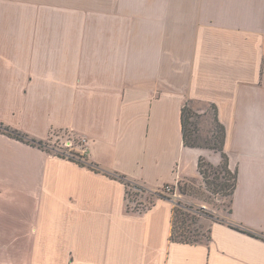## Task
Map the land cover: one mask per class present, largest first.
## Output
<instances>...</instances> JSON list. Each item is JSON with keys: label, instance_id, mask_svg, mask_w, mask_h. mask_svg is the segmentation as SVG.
<instances>
[{"label": "crops", "instance_id": "1", "mask_svg": "<svg viewBox=\"0 0 264 264\" xmlns=\"http://www.w3.org/2000/svg\"><path fill=\"white\" fill-rule=\"evenodd\" d=\"M186 105L216 107L238 177L199 244L105 174L159 190L219 166L185 146ZM0 123L86 137L102 169L0 133V264H264V0H0Z\"/></svg>", "mask_w": 264, "mask_h": 264}, {"label": "rangeland", "instance_id": "2", "mask_svg": "<svg viewBox=\"0 0 264 264\" xmlns=\"http://www.w3.org/2000/svg\"><path fill=\"white\" fill-rule=\"evenodd\" d=\"M24 1V0H23ZM195 115H193L190 119L189 124L187 125V133L191 143L206 145L207 141L213 143L216 141L213 139L214 133H217L216 122H215V110L212 107H208L207 114H201L195 110H192ZM211 122L212 127H214V131L209 130V123ZM213 132V133H212ZM32 138V137H31ZM34 139V138H33ZM68 139H73L76 141L77 146L79 145V141L81 139H86L83 137L76 138L71 136L69 133L65 134L64 140L61 138H53L46 142L45 147L39 148L36 147L48 155L58 157L60 159L72 161L71 157H69V148L65 146V142ZM87 140V139H86ZM88 143V140H87ZM75 146L74 151L80 152L78 149L79 147ZM58 148V151H55V148ZM89 148V146H87ZM82 151V150H81ZM73 159L72 162L77 163L81 167H85L90 169L95 168L99 171L95 172H102L101 167L92 162L90 158L75 160ZM92 170V169H90ZM94 171V170H93ZM207 171V178H203L198 183L197 181H180L181 192L183 195V204L185 206H191L196 209H199V213L191 212L189 217L190 220L187 223L188 225L182 229L180 228V224H178L176 230L178 232L177 235L183 230L187 237H192L198 235V238L203 239L204 241L207 240L209 234V222L211 219L218 218L220 220L219 213L225 211L226 213L229 212L230 207V193L231 188L230 186L234 182V174L233 172H227L225 169H209ZM107 176L110 178L114 173L105 172ZM120 175V174H118ZM115 179V178H114ZM118 180V179H116ZM126 185V197L128 199V206L131 205L132 208H143L146 209L155 202L157 199H165L168 200L165 195L161 193L162 189L159 190H149L145 186H140L139 184L133 183L132 186L128 183V181H122ZM127 183L129 185H127ZM209 183V184H208ZM179 185V184H178ZM165 197V198H163ZM205 207L206 209H203ZM207 212L203 214L202 211ZM223 212V213H225ZM201 214V215H200ZM196 232V233H195Z\"/></svg>", "mask_w": 264, "mask_h": 264}, {"label": "trees", "instance_id": "3", "mask_svg": "<svg viewBox=\"0 0 264 264\" xmlns=\"http://www.w3.org/2000/svg\"><path fill=\"white\" fill-rule=\"evenodd\" d=\"M213 109L215 110V122H216V126H217L216 128H217V130L219 129V131L217 133H214V136H213V139H215L216 141H214L213 143L207 141L205 143L206 144L205 146L200 145V144H194V143L190 142L189 137H188L189 135L187 133V125L189 124L191 117L195 114L193 113L192 109L187 105L182 110L185 146L191 147V148H196V147L208 148L210 150H214L215 152L220 153L222 158H223V162L219 166H214V165L210 164L209 162H207L204 158H200L199 163H198L199 172H200L201 176H203V178H207V179H208V177H207V171L206 170H208V168L214 169V170L222 168V169H225L229 173L232 172L229 169L228 155L224 152V145H225V139H226L225 127L219 122L218 117L216 116V113H217L216 107L214 106ZM0 133L7 135L13 139L22 141L26 144L36 146L39 148L45 147V145H46V142L33 139L29 135L24 134L23 132H21L17 129H13L9 126H5L3 123H0ZM71 160L73 161V159H71ZM75 162H77V161H75ZM90 169H92L94 171L95 170L99 171V170L95 169L94 167L93 168L90 167ZM233 174H234V182L230 186L231 198L235 192V189L237 187V181H238L237 173L233 172ZM112 177L115 179H118V180L128 181L129 184L131 183L130 186H132L131 181L127 180V178L122 176V175H118V173L112 174ZM128 183H127V185H129ZM181 188L182 187L180 186V183H179L180 192H181ZM163 198H165V197H163ZM230 201H231V199H230ZM135 209L142 210L143 208H135ZM191 212L199 213V209H196V208L191 207V206H185L182 202H180L179 204L174 206L173 218H172L173 229H172V237H171L173 242L184 243V244H199V243L204 242V240L198 238V235H196V234H195V236L187 237L183 230L180 232L179 235H177L178 232H177L176 228H177L178 224H180V228L182 226V229H184L188 225L187 223L190 220L189 215ZM202 212H203V214L207 213L204 210ZM234 228H236L237 230H239L241 232L255 236L257 238H262L261 235L253 233L247 229H243L241 227H234ZM207 239H209V236Z\"/></svg>", "mask_w": 264, "mask_h": 264}, {"label": "built area", "instance_id": "4", "mask_svg": "<svg viewBox=\"0 0 264 264\" xmlns=\"http://www.w3.org/2000/svg\"><path fill=\"white\" fill-rule=\"evenodd\" d=\"M65 146L67 148H69V157H71L72 159L75 160H80V159H86L88 156V143L86 139H81L79 141V145L77 146L76 141H74L73 139H68L65 142ZM75 146L79 147V151L80 152H75L74 148ZM82 150V151H81ZM55 151H58V148H55ZM177 181L174 184H169V185H165L161 191V193L163 195H165V197H167V199L169 201H171L174 205L179 204L180 202L183 203V195L179 190V179H176ZM203 209H206L205 207H203Z\"/></svg>", "mask_w": 264, "mask_h": 264}]
</instances>
